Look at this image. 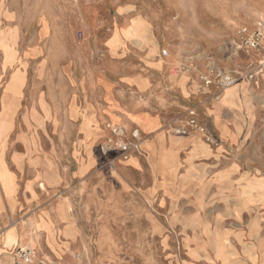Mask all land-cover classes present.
I'll list each match as a JSON object with an SVG mask.
<instances>
[{"label": "rangeland", "instance_id": "rangeland-1", "mask_svg": "<svg viewBox=\"0 0 264 264\" xmlns=\"http://www.w3.org/2000/svg\"><path fill=\"white\" fill-rule=\"evenodd\" d=\"M263 17L264 0H0V264L18 247L43 264H264V173L219 179L164 143L190 110L208 123L199 75L244 72L237 32ZM170 77L196 92L172 109ZM115 126L138 152L101 154Z\"/></svg>", "mask_w": 264, "mask_h": 264}, {"label": "crops", "instance_id": "crops-1", "mask_svg": "<svg viewBox=\"0 0 264 264\" xmlns=\"http://www.w3.org/2000/svg\"><path fill=\"white\" fill-rule=\"evenodd\" d=\"M16 31L18 32L17 27ZM262 49H264V38L259 49L252 50L243 55L238 63L241 65L240 69L247 70L259 56ZM157 63V61L147 59L138 61L136 65L155 71ZM171 63L169 62L164 67L167 68ZM234 67H236L235 64L233 67L232 65H228V68L231 69L230 71H234ZM139 69H134V72L131 73L127 72L128 70H122L121 74L125 78V83H128V79H130L131 84L137 91L141 92L147 90L149 85L145 71H140ZM164 85L166 86L164 96H170V101L168 100L170 104L168 106L171 109L176 108L175 105H177V102L180 103L179 100H184L186 97L196 94L193 86H188L182 77H170L164 82ZM172 92V95L168 94ZM263 105L264 71L259 72L253 80H238L227 91L218 92L213 86H203V89L198 94V110L208 120V123L206 122L207 124L204 125L215 139L216 137L219 139L218 144H207L209 142L204 139L203 134L197 131H191L194 133L190 132L186 135L187 137L176 139L174 142H170L164 138V143L171 150L185 152L184 156H182L185 164H189L197 159L205 164L215 163L216 166L222 168L219 169L221 173L216 175L219 179L224 178L227 174H234L236 168L240 166H245L250 171L264 173V161L261 160L258 154L259 147L264 149ZM33 112L31 111V114ZM194 114L196 116L195 112ZM152 117H157L158 123L161 124L158 116L152 115ZM235 155H241V160H233L232 158ZM185 158L187 159L186 161ZM256 178L264 179V176H256ZM59 179L60 185L67 180L64 176H61ZM29 182L31 184V181ZM2 247L4 248L5 246L2 245ZM33 264H40L39 259L35 260Z\"/></svg>", "mask_w": 264, "mask_h": 264}, {"label": "built area", "instance_id": "built-area-1", "mask_svg": "<svg viewBox=\"0 0 264 264\" xmlns=\"http://www.w3.org/2000/svg\"><path fill=\"white\" fill-rule=\"evenodd\" d=\"M237 38V49L250 51L257 50L261 47L262 39L264 38V17L261 18L252 30L246 28L240 29ZM166 55V52H163ZM264 70V49L260 54L256 64L250 65L244 72H229L224 70L212 69L207 74H200L199 79L204 86H214L216 90L223 91L226 88L231 87L240 79L253 80L255 76ZM111 135H115L114 141H104L99 145L101 154L118 151L123 158L134 151L138 152L140 136L137 129H131L127 132L121 126L110 127ZM197 131L203 134L204 139L210 144L216 145L218 141L208 132L206 126L199 122L194 114L193 110L189 111L187 121L183 125L175 126L173 129L176 135H187L190 131ZM112 163V162H111ZM35 251L30 248L18 247L15 252V258L12 264H33L35 260ZM40 264H43L42 260H39Z\"/></svg>", "mask_w": 264, "mask_h": 264}, {"label": "bare ground", "instance_id": "bare-ground-1", "mask_svg": "<svg viewBox=\"0 0 264 264\" xmlns=\"http://www.w3.org/2000/svg\"><path fill=\"white\" fill-rule=\"evenodd\" d=\"M106 129H107V128H106ZM165 138H166V137H165ZM167 139H168V138H167ZM1 190H2V189H1ZM32 224H33V223H32ZM33 229H34V228H33ZM24 232H25V230H24ZM38 232H39V231H38ZM38 232H37V233H38ZM18 233H19V232H18ZM33 233H35V232H33ZM24 234H26V233H24ZM35 235H36V234H35ZM37 235H38V234H37ZM37 235H36V236H37ZM22 236H23V235H22ZM17 238H18V237H17ZM19 238H20V237H19ZM22 240H23V239H22Z\"/></svg>", "mask_w": 264, "mask_h": 264}]
</instances>
